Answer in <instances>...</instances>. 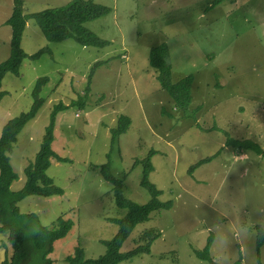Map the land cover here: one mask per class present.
Returning a JSON list of instances; mask_svg holds the SVG:
<instances>
[{
	"label": "rangeland",
	"instance_id": "1",
	"mask_svg": "<svg viewBox=\"0 0 264 264\" xmlns=\"http://www.w3.org/2000/svg\"><path fill=\"white\" fill-rule=\"evenodd\" d=\"M70 1L22 0L25 14ZM94 1L109 11L84 25L107 40L105 46L74 38L50 41L29 18L21 45L29 54L44 52L24 58L19 74L7 72L1 83L0 136L9 119L30 109L38 79H46L36 116L9 152L18 175L12 191L24 186L51 113L63 105L55 115L52 147L68 160L52 158L47 174L64 192L29 195L17 205L36 213L41 225L55 227L59 217L73 225L45 260L37 253L31 264H69L66 257L77 246L87 257L102 255L103 241L119 229L111 218L125 216L127 209L117 205L113 184L95 166L109 161L123 179V194L145 203L151 194L142 184L144 163L134 162L150 151L148 179L161 190L159 199L173 205L135 226L122 251L145 245L149 230L160 236L149 252L120 264H211L195 253L210 235V254L218 263L233 264L242 255V264H264V239L257 241V226L264 238V155L234 145L236 139L251 140L264 148V0ZM13 6L14 0H0V62L10 54L6 20ZM162 42L169 48L172 80L193 75L185 111L150 64V49ZM121 114L131 123L113 141L111 129ZM29 229L28 252L36 250ZM12 253L8 233L0 231V262Z\"/></svg>",
	"mask_w": 264,
	"mask_h": 264
},
{
	"label": "trees",
	"instance_id": "2",
	"mask_svg": "<svg viewBox=\"0 0 264 264\" xmlns=\"http://www.w3.org/2000/svg\"><path fill=\"white\" fill-rule=\"evenodd\" d=\"M223 0H216L222 2ZM109 7L96 3L94 0H71L63 6L50 7L41 11L25 14L22 0H14V6L11 15L7 18L6 24L11 27L10 54L0 62V99L5 94L1 88L4 75L7 72L19 74V68L24 58H37L44 50L34 54L27 53L21 45L23 32L26 28L27 20L34 18L50 41H60L67 38H74L83 45L105 46L108 41L101 39L91 29L87 28L84 23L88 20L95 19L106 14ZM169 48L166 42H162L150 49V64L157 70V78L161 87L165 89L177 108L185 111L188 109L191 99V86L193 75L189 74L177 81L172 80V66L168 61ZM45 78H39L33 89L35 101L29 110L21 112L19 115L9 119L2 128L0 136V231L8 233V239L12 245L13 253L8 259L3 260L0 264H31L36 254L45 260L47 255L53 249L55 240L64 237L71 229L73 222L69 219L59 217L55 227H48L38 223V216L34 212L23 213L17 205L18 201L29 195L50 196L54 194H63L62 187L55 184L53 178L47 174V169L51 165V159L58 161L68 160L57 154L52 142L54 139V123L57 110L63 105H56L51 113L50 122L46 126V132L40 150L35 160L30 163L26 169V182L18 191L11 190V184L18 178L14 170L9 152L17 140V135L23 129L25 124L34 118L40 108L43 99L38 95L41 84ZM131 119L127 115H119L117 126L111 129L113 141L127 131ZM230 144L229 139L226 142ZM236 148H252L258 154L264 155V148L251 140H235ZM153 151L143 159H137L134 166L144 163V175L142 184L150 191L151 198L145 203H138L123 194V179L116 177L111 170V163L108 161L102 165H96L103 177L113 184L116 203L119 207L126 208L125 216L121 218H111L118 224L119 229L114 236L104 240L106 251L98 257H87L83 247L77 246L74 254L68 255L66 261L69 264H120L132 258L137 253L149 252L152 242L160 236V232L152 233L149 230L145 235H149V241L144 245L129 250L122 251L121 247L124 241L129 237L135 226L149 219L153 211L168 209L173 205L171 200L162 201L159 199L161 190L148 179L150 170L153 168L150 162V156ZM211 157L202 159L199 163L209 161ZM193 166L191 167V169ZM28 228L33 229L32 242L37 250L27 251L25 247V237ZM29 229V230H32ZM258 245L263 243L262 229L257 226ZM144 236V235H143ZM213 237L209 236L207 244L201 250H196V255L211 264H220L213 259L210 254ZM51 264L50 261H44ZM233 264H242V255Z\"/></svg>",
	"mask_w": 264,
	"mask_h": 264
}]
</instances>
